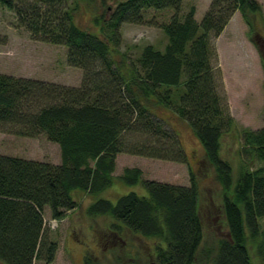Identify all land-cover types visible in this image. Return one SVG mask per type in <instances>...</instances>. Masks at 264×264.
Instances as JSON below:
<instances>
[{
  "label": "trees",
  "instance_id": "16d2710c",
  "mask_svg": "<svg viewBox=\"0 0 264 264\" xmlns=\"http://www.w3.org/2000/svg\"><path fill=\"white\" fill-rule=\"evenodd\" d=\"M183 1H122L109 17L107 9L94 19L100 35L76 23L79 6L72 8L69 0H0L19 27L36 40L66 47L68 65L83 72L80 87L0 74V129L26 138L44 135L61 151L60 165L0 155V264H52L58 245L46 232L45 210L61 221L79 205L75 192L97 197L117 182L141 185L145 193L130 192L115 203L99 199L89 216L111 217L114 229L153 240V264L200 263L203 227L194 173L189 186L143 180L138 168L115 175L121 154L187 162L177 133L155 113L158 106L189 124L225 193L227 236L207 253V264H250L247 240L259 238L264 218V165L253 171L242 160L235 179L221 156L222 140L235 123L222 105L211 39L237 11L248 21L261 7L256 0H213L199 23L194 7L182 13ZM147 10L174 13L160 25L165 49L149 45L136 60L116 59L122 25H143ZM241 140L242 155L264 164V128L243 131ZM258 251L264 264V239ZM84 264L98 262L87 256Z\"/></svg>",
  "mask_w": 264,
  "mask_h": 264
},
{
  "label": "rangeland",
  "instance_id": "374dc122",
  "mask_svg": "<svg viewBox=\"0 0 264 264\" xmlns=\"http://www.w3.org/2000/svg\"><path fill=\"white\" fill-rule=\"evenodd\" d=\"M122 1L125 0H69L72 8L79 6L75 12L76 23L83 29L100 35L103 34L102 27L96 28L94 19L107 9L109 10L106 15L109 17L112 10ZM212 1L184 0L182 13L187 14L189 9L194 7L195 18L200 23ZM256 2L261 7L260 13L251 14L246 21L237 11L222 34L211 39L212 63L220 75L222 105L235 123L233 131L222 140L221 156L232 166L235 179L242 160H246L253 171L264 165L252 156L242 155L241 151V133L245 130L258 131L264 128V0ZM173 14L170 10H147L144 12L143 25H122V44L115 58L120 59L122 55H126L136 60L149 45L163 51L168 39L160 25L168 24ZM67 57L66 47L34 39L31 33L18 26L13 11L0 6V74L80 87L83 72L69 66ZM154 111L177 133L187 162L183 164L121 154L117 157L115 175H122L126 168H138L142 172L143 180L189 186L192 171L200 191L199 215L203 227L198 264H207V253L213 252L219 240L227 236L223 215L225 193L189 124L165 107H155ZM0 155L61 164L60 147L44 135L26 138L0 129ZM130 192L144 194L145 190L141 185L130 188L117 182L97 197L82 191L75 192L74 198L79 205L75 210L69 211L61 221L53 220L50 210L46 209V232L49 239L58 245L52 264H84L87 256H91L98 264H153L156 255L153 240L132 234L126 229H114L116 222L111 217H91L87 213L88 208L99 199L115 203L121 196ZM260 232L257 240H247L250 264H263L258 250L264 239V218L260 220ZM37 264L46 263L39 261Z\"/></svg>",
  "mask_w": 264,
  "mask_h": 264
},
{
  "label": "crops",
  "instance_id": "0c3cea01",
  "mask_svg": "<svg viewBox=\"0 0 264 264\" xmlns=\"http://www.w3.org/2000/svg\"><path fill=\"white\" fill-rule=\"evenodd\" d=\"M118 159V158H117Z\"/></svg>",
  "mask_w": 264,
  "mask_h": 264
}]
</instances>
